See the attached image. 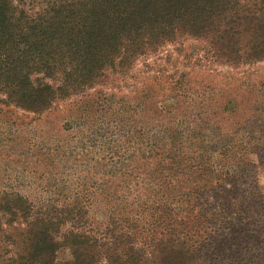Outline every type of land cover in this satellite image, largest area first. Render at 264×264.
<instances>
[{"label": "trees", "instance_id": "16d2710c", "mask_svg": "<svg viewBox=\"0 0 264 264\" xmlns=\"http://www.w3.org/2000/svg\"><path fill=\"white\" fill-rule=\"evenodd\" d=\"M178 38L203 41L224 66L264 62V0H0V108L41 115ZM172 136L143 151L149 164L128 152V165L59 182L92 185L89 197L3 192L0 264H57L63 247V264H264L255 164L234 165L228 139L187 150Z\"/></svg>", "mask_w": 264, "mask_h": 264}, {"label": "rangeland", "instance_id": "374dc122", "mask_svg": "<svg viewBox=\"0 0 264 264\" xmlns=\"http://www.w3.org/2000/svg\"><path fill=\"white\" fill-rule=\"evenodd\" d=\"M206 47L200 40L178 38L139 57L124 73H107L85 95L55 102L41 115L2 105L0 196L18 193L38 202L46 197L59 202L62 195L76 192L98 194L92 185L87 190L75 185L71 193L59 182L83 178L91 167L128 165V152L137 151L133 166H144L143 151L170 145L173 134L182 138L176 145L187 150L228 139L231 162L250 170L255 164L264 191V62L224 66ZM132 169L127 173L134 178ZM104 177L97 173L89 182ZM71 260L63 247L57 264Z\"/></svg>", "mask_w": 264, "mask_h": 264}]
</instances>
